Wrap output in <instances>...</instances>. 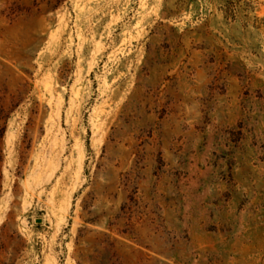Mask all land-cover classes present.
<instances>
[{
  "label": "rangeland",
  "instance_id": "1",
  "mask_svg": "<svg viewBox=\"0 0 264 264\" xmlns=\"http://www.w3.org/2000/svg\"><path fill=\"white\" fill-rule=\"evenodd\" d=\"M0 264H264V0H0Z\"/></svg>",
  "mask_w": 264,
  "mask_h": 264
}]
</instances>
